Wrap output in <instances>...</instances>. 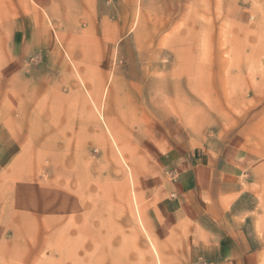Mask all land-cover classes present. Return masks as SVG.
<instances>
[{
  "label": "rangeland",
  "instance_id": "374dc122",
  "mask_svg": "<svg viewBox=\"0 0 264 264\" xmlns=\"http://www.w3.org/2000/svg\"><path fill=\"white\" fill-rule=\"evenodd\" d=\"M86 92L126 166L83 131ZM162 111L199 147L241 142L223 230L264 264V0H0V264H182L186 237L152 220L174 174L149 140Z\"/></svg>",
  "mask_w": 264,
  "mask_h": 264
},
{
  "label": "crops",
  "instance_id": "0c3cea01",
  "mask_svg": "<svg viewBox=\"0 0 264 264\" xmlns=\"http://www.w3.org/2000/svg\"><path fill=\"white\" fill-rule=\"evenodd\" d=\"M82 96L83 104L79 100L78 107L84 112V132L93 131L95 140L107 143L106 136L111 138L110 133L115 135L116 131H123L122 124L109 118L110 110L105 111L104 106L98 104L97 95L86 92ZM90 103L95 114L89 109ZM162 113V116L156 118L158 132L152 131L149 140L156 148L159 162L168 166L169 174H174L173 179L167 183L166 193H162L158 206L153 208L155 234L163 231L166 236L170 230H175L179 237H186V244L182 249L185 252L182 264H192L196 258L201 264H262L258 251L247 234L226 236L223 230L233 223L234 209L238 207L233 206L234 201L242 188L246 157L242 155L241 142L235 138L234 142L221 149H213L207 145L199 147L186 137L177 121L165 112ZM125 166L117 169L127 177V181L123 179L122 186H131V200H134L141 225L134 179L133 176L132 180L128 179V169ZM210 236L212 237L208 238ZM159 255L157 250V256ZM159 261L165 260L159 256ZM162 262L160 264L165 263Z\"/></svg>",
  "mask_w": 264,
  "mask_h": 264
},
{
  "label": "bare ground",
  "instance_id": "6f19581e",
  "mask_svg": "<svg viewBox=\"0 0 264 264\" xmlns=\"http://www.w3.org/2000/svg\"><path fill=\"white\" fill-rule=\"evenodd\" d=\"M111 134V140H112V142H113V144L115 145V148H116V150H117V152L119 153V155L121 156V159H122V162L126 165V162H125V160H124V158L122 157L123 155L121 154L122 153V151L120 152V151H118V149H119V147H118V144H117V138L115 137V135L113 134V133H110ZM117 153V154H118ZM128 169V173H127V176H128V179L129 180H132V176H133V174H132V172H131V169H129V168H127ZM151 249H152V251H153V254L155 255V256H157V249H156V247L151 243ZM158 261V260H157ZM159 263V262H158ZM160 264V263H159Z\"/></svg>",
  "mask_w": 264,
  "mask_h": 264
}]
</instances>
